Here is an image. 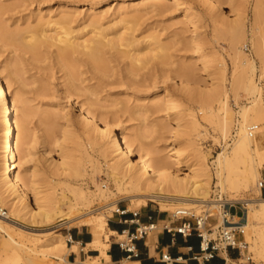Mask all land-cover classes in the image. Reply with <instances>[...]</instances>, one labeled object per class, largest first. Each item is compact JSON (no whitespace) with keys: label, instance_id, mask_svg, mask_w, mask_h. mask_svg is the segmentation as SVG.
Returning a JSON list of instances; mask_svg holds the SVG:
<instances>
[{"label":"rangeland","instance_id":"obj_1","mask_svg":"<svg viewBox=\"0 0 264 264\" xmlns=\"http://www.w3.org/2000/svg\"><path fill=\"white\" fill-rule=\"evenodd\" d=\"M112 1L114 0H0L3 7L0 22L13 31L22 29L28 23L34 24L38 17L47 18L49 14L57 17L64 11L73 17L72 26L76 30L88 24L90 14L101 19L103 27H108L118 20L116 17L120 6H112ZM179 1L184 5L195 6L199 15L187 12L179 3L172 4L168 0H162L165 8L161 12L155 11V7L138 11L140 18L128 24L133 32L126 31L147 43L156 42L153 36L159 38V43L166 46L168 54L165 63H160L152 55L148 56L145 64L139 63L137 68L129 70L130 61L113 52L112 57L107 55V71L101 74L86 63L85 57L77 55L78 80L75 83L78 90L70 86L56 47L42 49L41 56L35 59L31 53L23 52L0 40V64L11 62V68L16 71L19 79L16 87L21 88L31 106L29 129L33 147L32 161L28 168L35 174L37 184L44 193L57 197L62 193L70 196L69 188L76 185L88 191H96L94 181L98 179L104 191L114 192L110 200L117 199L116 205L122 203L136 212L152 206L169 218L176 213H179L178 217L186 214V218L193 223L196 219L208 218L205 223L212 228L210 238L217 239L220 228L224 225L221 223L223 221L220 212H224L225 206L229 204L243 207L242 203L231 200L232 191L220 192L216 186L217 178L212 165L214 157L226 144L233 142L240 105L255 104L254 118L258 127L255 137L264 134V0H218V3L212 0ZM135 3L138 5V1ZM122 6L125 7L124 4ZM195 26L199 27L205 46L214 59L212 64L204 65L194 52L192 33ZM90 30L92 27H87L82 35L89 36ZM245 63L253 65V77ZM184 66L192 71L193 76L187 77L184 74ZM250 78L259 87L261 95H254L247 90ZM180 80L204 91L218 89L221 93L228 92V108L235 121L230 126L227 139L222 134L224 114L220 113L211 122L205 121L206 111L180 89ZM165 89L173 94L179 115L187 125L192 119L191 116L201 122V137H197L199 131L190 126L185 129V133L178 135L177 144L171 143L173 120L168 114L166 99L159 94ZM91 103L95 106L90 107ZM157 103L162 104L159 111L152 109ZM218 106L214 103L212 109L218 110ZM89 108L112 126L125 128L126 135L138 137L137 147L146 158L160 157L161 162H167L169 170L179 177L195 168L196 150L198 147L204 149L209 153L208 163L213 173L210 200L216 203L222 199L224 205L219 211L209 210L206 203L197 207L190 201L175 200L176 197L169 193H164L161 200L147 201L145 205H140L144 200L137 197L133 201L123 198L115 182L108 179L105 140L101 139V144H93L95 134L90 131L84 111ZM262 145L264 147V143ZM179 148L183 149V156L178 163L167 158ZM256 161L261 165V176L258 179L260 183L264 174V154L257 156ZM254 188L255 184L246 191L241 190V193L247 198H264L262 194L257 196ZM29 196L34 206L35 196L32 193ZM109 203L111 202L94 199L89 207H83L79 217L88 214L95 218ZM114 212L115 210H107L105 214L109 218ZM211 212L217 213L207 217ZM231 212L242 216L240 209L236 211L233 207ZM79 217L69 221L65 217L56 216L50 224L41 223L40 218L28 217L26 220L17 221L15 227L11 226V230L14 235L23 233L45 238L61 234L66 237L69 231L83 226L84 218ZM165 224L159 227L160 230ZM20 228L28 232H23ZM95 238L102 239L94 236ZM119 240L127 242L128 238L126 236ZM241 242H246L245 238ZM88 249L90 248L85 249L86 253ZM76 250L78 252V247ZM242 252L243 255L239 252L241 260L230 261L229 264H255L254 252L247 249ZM68 254L67 259L70 255ZM89 254L91 253L86 255L87 258ZM248 257L252 261L247 260ZM102 258L94 261L100 262ZM48 259L49 264H58L54 258Z\"/></svg>","mask_w":264,"mask_h":264},{"label":"bare ground","instance_id":"obj_2","mask_svg":"<svg viewBox=\"0 0 264 264\" xmlns=\"http://www.w3.org/2000/svg\"><path fill=\"white\" fill-rule=\"evenodd\" d=\"M137 1L138 5H135ZM168 1L172 4L179 3L187 12L199 15L192 4L184 5L179 0ZM212 1L218 3V0ZM112 6H120L116 17L118 20L108 27H103L101 19L90 14L87 19L88 24L76 30L72 26L73 17L70 13L62 11L57 17L50 14L47 18L38 17L34 24L28 23L22 29L13 31L0 22V40L23 52L31 53L35 59L41 56L42 49L56 47L57 56L65 66L70 86L74 90L79 89L75 83L78 80L77 55L85 57L86 63L101 74L108 69L107 55L112 57L115 52L130 61L129 70L137 68L139 63L145 64L148 62V56L152 55L157 57L160 63H165L168 54L166 46L159 43V38L153 36L156 42L152 44L140 41L132 33L126 32L132 30L128 24L140 18L138 11L155 7V11L161 12L165 8L162 0H124L122 2L114 0ZM2 10L3 7L0 5V13ZM87 27H92L89 31L90 35H82ZM192 34L194 52L204 65L212 64L214 59L205 46L199 27L195 26ZM157 52L159 54H156ZM245 64L253 77V65ZM183 71L187 77L192 75V71L187 66L183 67ZM17 84H19L18 75L12 70L11 62L0 64V264H49V257L57 260L58 264H62L69 252H77L76 244L68 247L66 237L61 234L45 238L28 236L23 233L14 235L11 226L15 227L17 221L26 220L28 217L40 218L41 223L44 224L52 223L56 216L74 221L81 214L83 207H89L94 199L111 202L105 209L106 211H118L116 205L118 200H110L114 192L104 191L98 179L94 181L96 191H88L76 185L68 187L70 196L62 193L60 197H57L41 190L35 174L28 168V164L32 161L33 147L29 129L32 116L31 106L21 88L16 87ZM179 86L202 110L206 111L205 121L211 122L220 113L224 114L222 134L227 139L230 126L235 121L228 108V92L221 93L218 89L204 91L194 85L191 86L184 80H180ZM246 88L254 95H261L259 87L251 78ZM159 94L166 99L168 114L173 120L170 130L171 143L177 144L178 135L185 133L187 127L191 126L198 131L203 127L194 116H191L189 125L184 122L179 115L177 101L171 92L165 89ZM214 103L219 105L218 110L212 109ZM254 105H240L237 111L238 119L235 121L236 135L232 136L233 142L226 144L223 150L214 157L212 165L217 178L216 186L220 192L232 191L231 200L242 203L246 210V219L243 224L246 242H241V254L243 255V249L250 250L255 254V264H264V198H247L241 193V190L246 191L255 184L256 195H261L258 181L261 176V165L257 163L256 157L264 154V147H262L264 134H261L260 138L251 137L248 131L251 126H256L257 122L254 118ZM91 106L95 104L91 103ZM152 109L159 111L162 109V104L157 103ZM84 111L90 131L95 134L93 144H101V139H104L107 144L105 157L109 168L108 179L115 182L123 198H129L132 201L140 198L144 200L140 205H145L147 201H159L164 193H169L176 197L175 200L190 201L197 207L206 203L209 210L219 211V208L224 205L222 199L216 203L210 200L213 173L208 163L209 153H206L204 149L198 147L196 150L195 168L185 176L179 177L169 170L167 162H161L160 157L146 158L142 150L137 147L138 137L126 135L125 128L112 126L91 108L84 109ZM198 133L197 137H201V131ZM182 156L183 149L179 148L167 158L178 163ZM29 193L35 196L34 206L30 201ZM105 210L95 218L88 214H84L85 217L80 216L84 218L83 226L89 227L94 236L102 237L101 240L95 238L87 246L100 252V256L93 257V260L100 257L106 260L110 258L107 252L110 231ZM215 213L217 212H211L207 217ZM220 215L223 221L221 223H224L221 230L226 225L224 212H220ZM200 219L205 220L206 218ZM230 220L233 223L238 222L236 216H230ZM203 225L204 221L201 222V226ZM23 232L28 231L23 230ZM247 260L252 261L250 257Z\"/></svg>","mask_w":264,"mask_h":264},{"label":"crops","instance_id":"obj_3","mask_svg":"<svg viewBox=\"0 0 264 264\" xmlns=\"http://www.w3.org/2000/svg\"><path fill=\"white\" fill-rule=\"evenodd\" d=\"M264 179V174H263ZM261 194L264 196V189L261 190ZM263 198V197H262ZM145 210L138 211V216L134 217L136 211L131 210L124 204L119 203L117 205L118 211H115L107 219L108 229L110 231V240L108 248L109 260L102 258L104 264H229L230 261H239V251L237 250H221L218 255L209 262H198L195 257L200 253L201 239L198 237L197 232H194L190 237H183L180 234L168 232L162 229L160 226L163 223L171 228H178L185 220H179L174 216H166L156 208L147 206ZM124 211V212H123ZM236 214L237 218H241L239 213ZM155 224L159 229L148 232L147 236L139 238L133 242L135 249L137 250V257H128L129 253L121 248L122 241L119 238L130 236L136 229L143 225ZM74 238L73 245H77L78 252H71L68 256H65V262L67 264H79L83 259L93 257H99L100 252L93 249H88L87 246L94 240L93 234L86 226L81 228L76 227L70 232ZM117 236V237H115ZM68 246V247H72ZM243 253V252H242ZM163 254H169L171 256V262H165L162 259Z\"/></svg>","mask_w":264,"mask_h":264},{"label":"built area","instance_id":"obj_4","mask_svg":"<svg viewBox=\"0 0 264 264\" xmlns=\"http://www.w3.org/2000/svg\"><path fill=\"white\" fill-rule=\"evenodd\" d=\"M258 127L257 126H251L249 128L250 136H255L257 133ZM259 186L262 189H264V179H262L259 183ZM234 207L236 211L242 210V216L239 218L238 222L233 223L230 220V216H235L236 214L232 215L231 209ZM245 208L241 207L238 208L234 204H229L228 206H225L224 209V222L226 227L222 228L218 234L217 239L210 238L212 233L211 226H206L205 220L196 219V222H192L188 220L186 217L188 215L182 214V217H178L179 213L174 214L173 216L179 220H185L180 227L178 228H171L167 225L163 226V230H166L168 232H173L175 234H180L183 237L187 238L190 237L194 232H197L198 237L201 239L200 243V253L195 257V260L200 262H209L213 260L218 253L221 250H237L241 253V241L245 238V231H244V221H245ZM119 212V210H118ZM124 212V211H123ZM139 214L138 212L134 213V217H137ZM204 221V225L201 226V222ZM136 229V231L130 236H128L127 242H121L120 246L123 248L126 252L129 253L128 257H137L138 253L135 249V246L133 242L139 238H143L144 236H147L148 232H151L153 230L159 229L157 225L155 224H149V225H143ZM66 242L67 245L72 246V244L75 242L72 234L70 231L66 235ZM162 259L165 262H171V256L169 254H163ZM79 264H104L102 260L100 262H95L94 260H89L88 258L83 259Z\"/></svg>","mask_w":264,"mask_h":264}]
</instances>
